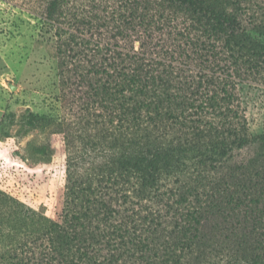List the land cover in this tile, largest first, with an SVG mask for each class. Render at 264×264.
Listing matches in <instances>:
<instances>
[{"label":"trees","instance_id":"16d2710c","mask_svg":"<svg viewBox=\"0 0 264 264\" xmlns=\"http://www.w3.org/2000/svg\"><path fill=\"white\" fill-rule=\"evenodd\" d=\"M119 1L123 6L110 15L99 11L109 0H49L48 19L71 23L74 36L105 29L118 44L130 38V30L142 31L140 47L146 50L112 45L88 70H66L79 84L86 140L92 128L100 142L89 141L90 147H103L106 155L85 173L80 156H69L60 222L11 203L12 227L25 229L11 264H264V134H248L246 116L239 103L234 106L230 77L221 66L227 50H236L247 37L264 53V26L248 30L244 24L250 0ZM108 16L126 27L106 28ZM156 29L164 36L162 45H154L161 50H151ZM192 50L202 70L215 71L198 85L179 75L174 62L190 59ZM67 51L72 58L74 48ZM200 88L207 89V97L198 100ZM210 108L216 116H210ZM66 139L71 150L75 140L68 132ZM249 145L263 155L236 162V169L223 166L234 148ZM190 163L197 166L196 184L217 177L204 204L188 202L198 189L188 184L176 194L179 205L189 204L176 208L177 218L146 212V199L159 203L175 196L159 192L161 180ZM121 199L125 213L113 210ZM165 200L163 207L171 209ZM116 219L122 222L115 224Z\"/></svg>","mask_w":264,"mask_h":264},{"label":"rangeland","instance_id":"374dc122","mask_svg":"<svg viewBox=\"0 0 264 264\" xmlns=\"http://www.w3.org/2000/svg\"><path fill=\"white\" fill-rule=\"evenodd\" d=\"M48 3L49 0H0V264L13 262L15 245L25 235V229L12 227L11 203L17 201L22 205L23 212L33 210L60 222L66 202L69 156H80V172L85 173L89 164L103 161L106 155L103 147H90L89 141L100 142L92 128L88 130L90 139L86 140L87 118L79 84L66 70L75 67L88 70L94 64L92 60L106 56L112 45L119 46L121 51L141 53L146 50L140 47L144 39L142 31L138 35L130 30L127 34L130 38L118 44L105 29L100 34L84 31L74 36L71 23H54L48 19ZM120 3L119 0H109L107 6H99V11H103L101 14L108 11L111 15L123 6L124 3ZM246 10L244 24L248 30L264 26V0H250ZM109 18L111 20L104 23L106 28H113L114 25L126 27L122 22L113 23L115 19ZM147 21H154L155 24L157 18ZM94 24L96 26L98 23ZM154 33L151 50H161L164 36H160L158 29ZM158 42L161 43L155 49L154 45ZM72 47L75 51L71 53L72 58H68L67 50ZM190 55L188 60L182 57L174 62L180 69L177 71L179 75L189 77L198 85L201 78L211 76L215 71L202 70L204 67L195 59L196 53L192 50ZM222 58L225 76L230 77L228 81L231 87L228 89L235 98L231 100H234V106L240 104L247 119L248 134H264V53L255 48L251 37H247L245 43L236 45V50H227ZM99 61L102 59L99 58ZM62 69L65 70L64 74ZM217 76H221L219 71ZM217 86L214 84L210 88L214 90ZM206 90L200 88V94L195 99L206 98ZM200 103L196 102V105ZM208 113L216 116L211 108ZM67 132L75 140L71 150L67 145ZM258 154L256 145H249L241 151L234 148L229 157L223 160V166L236 169V162L263 155ZM180 172L162 178L159 185L161 194H175L165 196L173 207L164 208L165 199L158 203L148 198L142 202L146 212L177 218L175 210L181 205L176 194L182 193L180 190L188 184L198 187L193 195L188 196V202L194 201L197 206L204 204L212 193L217 177L208 175L202 185L196 184L197 166L191 163ZM200 193L203 196H199ZM133 200L137 202V199ZM112 201L117 203L116 199ZM119 202L113 210L125 213L126 205L121 204L122 199ZM210 202L212 205L215 201ZM186 205H182L181 209L187 208ZM121 222L116 219L115 224Z\"/></svg>","mask_w":264,"mask_h":264}]
</instances>
